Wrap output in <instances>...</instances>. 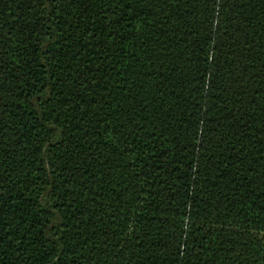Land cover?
<instances>
[{
  "label": "trees",
  "instance_id": "obj_1",
  "mask_svg": "<svg viewBox=\"0 0 264 264\" xmlns=\"http://www.w3.org/2000/svg\"><path fill=\"white\" fill-rule=\"evenodd\" d=\"M0 264H264V0H0Z\"/></svg>",
  "mask_w": 264,
  "mask_h": 264
}]
</instances>
